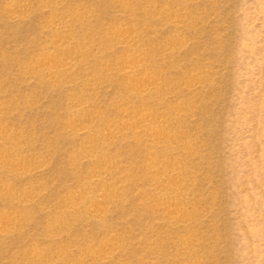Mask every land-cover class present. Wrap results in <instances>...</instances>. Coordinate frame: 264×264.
I'll use <instances>...</instances> for the list:
<instances>
[{
    "label": "rangeland",
    "instance_id": "rangeland-1",
    "mask_svg": "<svg viewBox=\"0 0 264 264\" xmlns=\"http://www.w3.org/2000/svg\"><path fill=\"white\" fill-rule=\"evenodd\" d=\"M16 2L26 6L13 14ZM59 11L89 53L73 85L41 70ZM123 28L133 49L115 37ZM134 52L167 83L159 95L129 90L123 63ZM83 90L97 125L173 114L164 125L190 141L186 222L164 214L152 172L155 157L173 154L132 125L100 139L97 157L118 158L124 182L111 212L92 214L96 165L69 127L70 97ZM0 128L11 133L0 151L34 168L0 167V264H264V0H0ZM26 194L35 199L20 203ZM109 240L114 255L99 260Z\"/></svg>",
    "mask_w": 264,
    "mask_h": 264
},
{
    "label": "bare ground",
    "instance_id": "bare-ground-1",
    "mask_svg": "<svg viewBox=\"0 0 264 264\" xmlns=\"http://www.w3.org/2000/svg\"><path fill=\"white\" fill-rule=\"evenodd\" d=\"M177 1L183 2L186 0ZM25 6L21 2L13 3L11 6L13 12L11 13L16 14L18 11L23 10ZM60 15L61 12L59 11L50 24L56 37L46 46V54L41 63V70L44 74L50 76L52 80L65 78L67 84L73 85L77 81L76 72L84 65V59L89 53L87 54V51L81 48V41L76 40L67 31L65 24L59 20ZM72 15L68 14L70 17ZM78 17L75 15L71 18L77 19ZM187 20L186 17H178L174 19V22L179 26H184L188 24ZM115 37L120 40V43H124L130 49L134 48L135 36L128 30L124 28L119 30L115 34ZM175 48L180 49L181 46L177 45ZM146 59V54L137 52L130 54L125 59L123 71L125 76L129 78L128 88L141 96H157L167 83L148 69ZM196 84L189 85L190 90L194 89L192 87L197 86ZM86 92L83 90L79 92V95L70 97V103L77 108L78 114L71 119L69 127L74 134L86 136L83 143L82 156L96 165L94 175L96 176L97 189L91 196V200L93 201L91 206L92 214L94 216L109 214L112 210V205L119 199L118 196L124 182L123 175L117 170V166L120 163L118 158L97 157V154L103 152L106 148L100 139L116 137V134L122 128L132 125L134 126V134H143L150 147L168 150L174 155L167 159L155 157L152 172L157 177L156 185L162 187L164 197L169 200V202H165L161 206L164 214L172 217L176 223L186 222L188 207L186 202L179 199L184 192L188 193V182L183 179L184 168L181 157L190 156V152L187 151L190 141H185L182 133L175 132L170 126L164 125L166 118H172L173 114L151 110L140 117L121 122L118 126L97 125L93 123L96 114L86 108L90 104L89 99L83 100ZM8 137H11V133L6 129L0 128V142L5 141ZM180 141H184L182 147L177 145ZM181 149H183L182 153ZM5 165H9V171L19 174H25L34 170L24 159H16L14 155L1 150L0 167ZM35 196L34 194H26L24 196H17L16 198L20 203L26 204L33 201ZM5 221L12 222L15 219L10 215L1 221L2 224ZM113 249L114 245H112V241L105 242L103 249L100 251L99 260H111L114 255Z\"/></svg>",
    "mask_w": 264,
    "mask_h": 264
}]
</instances>
